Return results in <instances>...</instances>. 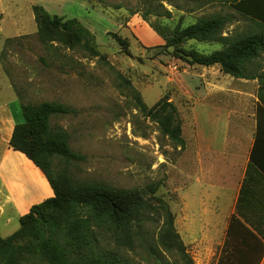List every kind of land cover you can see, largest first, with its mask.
I'll return each instance as SVG.
<instances>
[{
  "label": "rangeland",
  "instance_id": "374dc122",
  "mask_svg": "<svg viewBox=\"0 0 264 264\" xmlns=\"http://www.w3.org/2000/svg\"><path fill=\"white\" fill-rule=\"evenodd\" d=\"M109 1L122 3L138 13L131 16L125 8L105 10L91 0H1L0 104L11 102L19 123L24 120L21 104L56 102L72 108L74 113L54 117L51 124L64 130L70 148L86 159L66 164L56 158L55 170L67 168L80 181L144 190L148 201L154 205H157L156 198L164 200L175 216L176 229L194 263L218 264L223 236L212 226L223 225V218L190 217L183 202L185 180L189 179L186 176L191 165L198 162L200 143L195 117L200 118V101L204 95L198 79L203 69L190 68L161 54L159 47L165 45V40L150 23L172 28L181 20L187 26L204 15L229 14L235 17V22L227 28V34L243 30L246 23L232 9L218 2L190 13L184 0H170L163 5L172 12V19L150 17L145 21L142 14L147 6L142 0ZM176 4L181 9H177ZM35 5L64 21H79L95 35L98 51L104 59L90 57L79 48L66 49L57 43L44 46L37 36L32 10ZM111 34L126 40L128 48L121 47ZM8 40L12 42L7 43ZM186 47L205 54L221 49L215 43L190 42ZM130 87L141 95L148 108L165 95L169 96L182 123L184 148L176 146L162 134L157 123L141 113ZM198 103V112H193ZM213 114L216 124L222 120L221 110ZM238 121L233 116L232 126ZM212 128L213 132L218 131L214 125ZM7 214L11 219L9 224L5 222L7 216L0 219L2 238L20 229L19 218L12 212L7 211ZM161 223H147L146 227L156 234ZM141 253L140 248L129 253L134 264H157L142 258ZM168 260L177 264L178 257L168 255ZM30 264L46 263L35 258Z\"/></svg>",
  "mask_w": 264,
  "mask_h": 264
},
{
  "label": "trees",
  "instance_id": "16d2710c",
  "mask_svg": "<svg viewBox=\"0 0 264 264\" xmlns=\"http://www.w3.org/2000/svg\"><path fill=\"white\" fill-rule=\"evenodd\" d=\"M91 1L105 10L125 8L131 16L138 13L122 3ZM184 1L190 13L218 2L232 9L246 26L243 30L227 34L226 30L235 22V17L220 13L201 16L187 26L182 20L172 28L150 23L151 28L165 40V45L159 47L161 54L171 56L190 68L219 65L225 75L245 80L258 79L261 83L258 98L264 107L263 77L255 72V63L264 53V0ZM142 2L147 6L142 14L145 21L150 17L173 18L172 12L163 5L170 0ZM175 7L181 9L178 4ZM32 10L37 36L44 46L57 43L66 49L79 48L90 57L104 59L98 51L95 35L79 21H64L51 16L39 5L33 6ZM111 35L121 47L128 48L126 40L116 34ZM190 42L215 43L221 49L205 54L187 48ZM123 81L130 85L129 81ZM133 99L141 113L158 124L165 137L176 146L185 147L179 113L168 95L152 108L146 106L138 92H133ZM21 112L24 120L16 123L9 146L23 153L42 171L54 197L32 206L30 212L19 219L20 229L13 235L0 237V264H30L35 258L46 264H134L129 253L136 252L137 248L141 249L142 258L154 260L157 264H172L168 255H176L177 264H195L176 229L175 216L164 200L156 198L157 205H154L148 201L144 190L117 189L100 182L80 181L67 168L55 170L56 158L66 164L86 159L70 148L68 134L51 124L54 117L74 113L72 108L61 103L42 102L21 104ZM160 221L156 234H152L146 224ZM218 264L253 263H234L227 239Z\"/></svg>",
  "mask_w": 264,
  "mask_h": 264
},
{
  "label": "crops",
  "instance_id": "0c3cea01",
  "mask_svg": "<svg viewBox=\"0 0 264 264\" xmlns=\"http://www.w3.org/2000/svg\"><path fill=\"white\" fill-rule=\"evenodd\" d=\"M201 69L198 79L204 95L200 118L195 117L200 143L198 162L191 165L186 176L185 212L193 218H223V225L212 226L223 236L220 257L228 239L234 263L264 264V107L258 98L261 83L258 79L225 75L219 65ZM255 72L264 81V53L255 63ZM11 104H0V219L8 215L7 211L20 219L32 206L54 197L42 171L9 146L19 123ZM198 105L193 112H198ZM217 110L222 111V120L216 124L213 113ZM233 116L239 121L232 126ZM213 125L218 131L213 132ZM41 194L47 195L40 198ZM10 220L7 216L6 224Z\"/></svg>",
  "mask_w": 264,
  "mask_h": 264
}]
</instances>
